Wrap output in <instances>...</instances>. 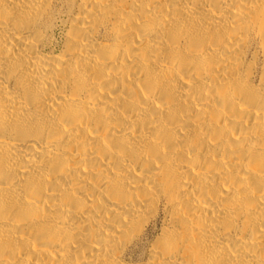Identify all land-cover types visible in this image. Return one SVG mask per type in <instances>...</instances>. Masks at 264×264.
<instances>
[{
	"label": "bare ground",
	"instance_id": "1",
	"mask_svg": "<svg viewBox=\"0 0 264 264\" xmlns=\"http://www.w3.org/2000/svg\"><path fill=\"white\" fill-rule=\"evenodd\" d=\"M0 264H264V0H0Z\"/></svg>",
	"mask_w": 264,
	"mask_h": 264
}]
</instances>
